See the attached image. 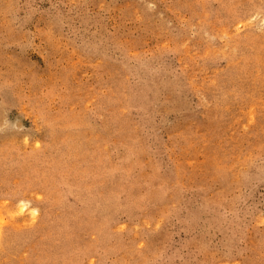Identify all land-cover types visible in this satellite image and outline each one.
Masks as SVG:
<instances>
[{
	"label": "rangeland",
	"instance_id": "obj_1",
	"mask_svg": "<svg viewBox=\"0 0 264 264\" xmlns=\"http://www.w3.org/2000/svg\"><path fill=\"white\" fill-rule=\"evenodd\" d=\"M0 264H264V0H0Z\"/></svg>",
	"mask_w": 264,
	"mask_h": 264
},
{
	"label": "bare ground",
	"instance_id": "obj_2",
	"mask_svg": "<svg viewBox=\"0 0 264 264\" xmlns=\"http://www.w3.org/2000/svg\"><path fill=\"white\" fill-rule=\"evenodd\" d=\"M35 212H37V211H35Z\"/></svg>",
	"mask_w": 264,
	"mask_h": 264
}]
</instances>
